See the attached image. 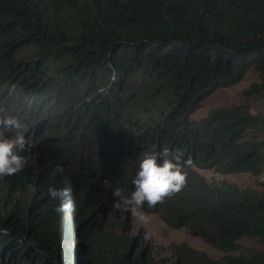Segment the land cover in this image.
Masks as SVG:
<instances>
[{
    "label": "trees",
    "instance_id": "obj_1",
    "mask_svg": "<svg viewBox=\"0 0 264 264\" xmlns=\"http://www.w3.org/2000/svg\"><path fill=\"white\" fill-rule=\"evenodd\" d=\"M248 71L264 94V0H0V116L38 140L24 170L0 179V264H145L112 192L129 194L146 151L181 150L190 174L264 175L253 135L264 116L236 106L191 118ZM114 165L121 180L99 183ZM187 183L161 202L214 249L264 240L262 194ZM50 186L70 189L76 211L55 213ZM222 261L264 264V249Z\"/></svg>",
    "mask_w": 264,
    "mask_h": 264
},
{
    "label": "rangeland",
    "instance_id": "obj_2",
    "mask_svg": "<svg viewBox=\"0 0 264 264\" xmlns=\"http://www.w3.org/2000/svg\"><path fill=\"white\" fill-rule=\"evenodd\" d=\"M260 79L253 71H248L245 78L236 85L218 89L198 104L191 115L194 120L205 119L212 111L232 109L236 106H247L250 114L264 116V94L250 92L252 86H260ZM253 135L263 143L264 131L254 132ZM109 154V153H108ZM108 159V158H107ZM100 162L106 163L101 160ZM114 172H105L99 183L111 180L119 181L117 176L125 174L127 168L112 166ZM125 170V171H124ZM187 171V170H186ZM189 179H187V177ZM187 188H194L200 180L212 185L228 183L241 191H256L264 196V175L252 173L222 174L216 170L208 169L187 171ZM106 178V179H105ZM101 179V180H100ZM104 181V182H103ZM111 187L110 184L105 185ZM128 190V189H127ZM144 212L148 216L147 223L138 222L129 211L124 209L119 216V222L127 224L123 235L130 242L132 252L142 257L145 264H224L223 258L229 256H244L251 249H264V240L244 238L240 243L241 250L236 253L222 254L199 236L197 229L189 221L188 215L177 218L173 212L167 211L162 202L149 208L146 205Z\"/></svg>",
    "mask_w": 264,
    "mask_h": 264
},
{
    "label": "clouds",
    "instance_id": "obj_3",
    "mask_svg": "<svg viewBox=\"0 0 264 264\" xmlns=\"http://www.w3.org/2000/svg\"><path fill=\"white\" fill-rule=\"evenodd\" d=\"M24 124L16 116H0V179L13 176L28 165L38 140L25 135ZM190 161L183 159L181 150L167 147L159 152H144L138 159L137 170L131 181L132 189L122 195L120 188L112 192L114 207L126 209L140 223H147L148 216L143 205L149 208L157 205L165 197L179 192L186 183ZM64 172L61 165L55 166L50 175L55 177ZM107 184V181H105ZM70 189L48 188V197L57 201L53 211L67 214L76 211V202L69 195Z\"/></svg>",
    "mask_w": 264,
    "mask_h": 264
}]
</instances>
